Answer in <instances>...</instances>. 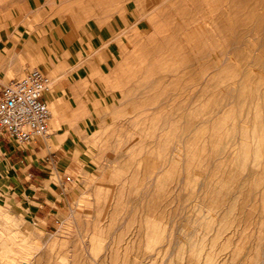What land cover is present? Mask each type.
Here are the masks:
<instances>
[{
    "label": "rangeland",
    "instance_id": "rangeland-1",
    "mask_svg": "<svg viewBox=\"0 0 264 264\" xmlns=\"http://www.w3.org/2000/svg\"><path fill=\"white\" fill-rule=\"evenodd\" d=\"M0 46L74 149L49 225L0 199V264H264V0H0Z\"/></svg>",
    "mask_w": 264,
    "mask_h": 264
},
{
    "label": "crops",
    "instance_id": "crops-1",
    "mask_svg": "<svg viewBox=\"0 0 264 264\" xmlns=\"http://www.w3.org/2000/svg\"><path fill=\"white\" fill-rule=\"evenodd\" d=\"M43 96L48 104V93ZM60 123L54 126L51 115L49 136L26 144L18 145L6 133L0 135V199L14 216L29 223L49 225L70 199L68 174L74 149L71 134L62 127V116Z\"/></svg>",
    "mask_w": 264,
    "mask_h": 264
},
{
    "label": "built area",
    "instance_id": "built-area-1",
    "mask_svg": "<svg viewBox=\"0 0 264 264\" xmlns=\"http://www.w3.org/2000/svg\"><path fill=\"white\" fill-rule=\"evenodd\" d=\"M52 83L45 71L34 66L0 84V135L6 133L18 145L48 137L52 114L43 95Z\"/></svg>",
    "mask_w": 264,
    "mask_h": 264
},
{
    "label": "bare ground",
    "instance_id": "bare-ground-1",
    "mask_svg": "<svg viewBox=\"0 0 264 264\" xmlns=\"http://www.w3.org/2000/svg\"><path fill=\"white\" fill-rule=\"evenodd\" d=\"M196 22V21H195ZM199 23V22H198ZM199 26H200V24H198ZM257 27H258V25H257ZM258 29V28H257ZM260 29V28H259ZM36 37V41H37V39L39 38V36H38V34L35 32H33V36H32V38H35ZM31 39V38H30ZM41 41V40H40ZM39 41V42H40ZM4 49L2 48V46H0V52L1 51H3ZM47 50H49V48L47 49ZM224 52V51H223ZM224 54V53H223ZM225 55V54H224ZM201 57V56H200ZM52 59V58H51ZM51 59H48V61H51ZM173 73H174V71H172ZM171 74V73H170ZM149 81V80H148ZM48 93V96H49V101H50V103H49V109H50V113L52 114V116H53V118H54V124H60L59 122H60V119H61V114L58 112V110H57V108L55 107V105H54V101H53V99H52V97H51V93L52 92H50V91H48L47 92ZM60 108V107H59ZM257 134V133H256ZM254 149V148H253ZM252 151H254L255 152V149L254 150H252Z\"/></svg>",
    "mask_w": 264,
    "mask_h": 264
}]
</instances>
